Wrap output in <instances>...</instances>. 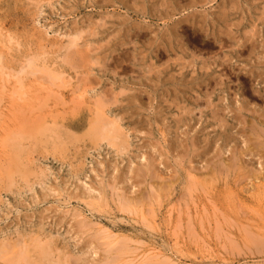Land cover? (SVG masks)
Wrapping results in <instances>:
<instances>
[{"label": "rangeland", "instance_id": "rangeland-1", "mask_svg": "<svg viewBox=\"0 0 264 264\" xmlns=\"http://www.w3.org/2000/svg\"><path fill=\"white\" fill-rule=\"evenodd\" d=\"M0 264H264V0H0Z\"/></svg>", "mask_w": 264, "mask_h": 264}, {"label": "bare ground", "instance_id": "bare-ground-1", "mask_svg": "<svg viewBox=\"0 0 264 264\" xmlns=\"http://www.w3.org/2000/svg\"><path fill=\"white\" fill-rule=\"evenodd\" d=\"M259 72V71H258ZM158 73V72H157ZM108 98V97H107ZM102 100V99H101ZM108 103V102H107ZM96 104V103H95ZM217 108V107H216ZM100 111V110H99ZM97 113V112H96ZM104 113V112H103ZM104 114L101 115L100 119L96 122L95 126L91 128L93 133L97 136H101V139L107 140L108 143L112 146H115L118 150L125 149L127 140L125 139V131L121 130V125L117 121L108 118L104 119ZM106 115V114H105ZM95 116V115H94ZM93 116V117H94ZM108 116V115H107ZM96 117V116H95ZM98 118V117H97ZM88 126V125H87ZM46 131V130H45ZM255 132V131H254ZM257 133V131H256ZM46 137V136H45ZM53 138V137H52ZM60 138V137H59ZM50 139V138H49ZM98 139V138H97ZM100 139V140H101ZM18 145V144H17ZM128 146V145H127ZM125 151V150H124ZM223 166V165H222ZM214 168V167H213ZM219 170V169H218ZM18 254V253H17ZM31 254V253H30ZM22 257V255L20 256ZM26 258V257H25ZM15 259V258H14Z\"/></svg>", "mask_w": 264, "mask_h": 264}]
</instances>
